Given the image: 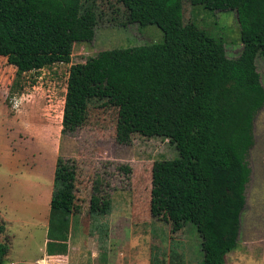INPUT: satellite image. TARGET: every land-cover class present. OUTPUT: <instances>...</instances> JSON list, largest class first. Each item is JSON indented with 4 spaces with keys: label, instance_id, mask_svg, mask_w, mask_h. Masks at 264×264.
Returning <instances> with one entry per match:
<instances>
[{
    "label": "trees",
    "instance_id": "trees-1",
    "mask_svg": "<svg viewBox=\"0 0 264 264\" xmlns=\"http://www.w3.org/2000/svg\"><path fill=\"white\" fill-rule=\"evenodd\" d=\"M84 0H0V57L17 69L11 90L26 73L70 64ZM130 22L156 25L160 44L116 48L91 59L81 98L70 93L63 131L85 123V101L122 99L133 107L168 100L176 121L172 144L177 157L153 165L150 213L174 225H192L201 238V264H226L236 251L247 188L248 157L255 146L254 124L264 109L257 60H264V0H190L216 13L235 11L242 53L229 58L222 38L184 22V0H117ZM73 87V85L71 86ZM83 115V116H81ZM87 118V116H86ZM76 165L59 158L49 226V256L66 255L76 201ZM93 187L90 215L111 210V201ZM6 232L0 224V236ZM10 241L0 244V264ZM178 253L172 251L170 264Z\"/></svg>",
    "mask_w": 264,
    "mask_h": 264
},
{
    "label": "rangeland",
    "instance_id": "rangeland-1",
    "mask_svg": "<svg viewBox=\"0 0 264 264\" xmlns=\"http://www.w3.org/2000/svg\"><path fill=\"white\" fill-rule=\"evenodd\" d=\"M183 7L185 24L195 23L222 38L229 58L242 53L235 11L211 13L194 7L190 0H184ZM163 41L158 26L132 24L128 10L117 0H84L70 64L26 73L21 86L11 90L17 69L0 57V117L4 110L15 115V169L19 171L8 183L7 170L1 169L0 194L6 202L0 208L9 223L0 244L10 241L3 264H26L25 260L32 264L44 260L48 264H170L172 251L178 253L174 264L202 263L201 238L194 226L174 225L150 213L153 165L178 155L172 144L176 121L168 100L136 108L122 99L87 100L86 108L77 111L86 112L84 125L63 131L69 94L83 97L91 59L103 51ZM257 67L264 86L263 58H258ZM254 132L255 146L248 157L252 178L239 246L227 256L226 264H264V109L255 119ZM53 156L57 162L62 158L76 165L77 173L69 249L58 256L45 254L51 215L48 198L54 184L51 173L26 175L41 165L49 167ZM96 185L112 205L108 214L91 216Z\"/></svg>",
    "mask_w": 264,
    "mask_h": 264
},
{
    "label": "crops",
    "instance_id": "crops-1",
    "mask_svg": "<svg viewBox=\"0 0 264 264\" xmlns=\"http://www.w3.org/2000/svg\"><path fill=\"white\" fill-rule=\"evenodd\" d=\"M42 161H43V158L41 159V164H42ZM0 162H1L0 175L2 173V176H3V173H4L2 172L3 170L1 169L2 168L6 169L8 173L7 180L9 183L10 177L15 176V172H19V171L15 169V115H12L10 114L9 111H5V110H4V116L0 117ZM56 162H57V159H55L53 156L52 164L49 167L44 168L41 165L37 169V172L33 170L32 172H27L26 175L29 177L31 174L35 176V174H39V175L47 174L48 175L51 173V178L54 183ZM51 200H52V195L49 196L48 198V206L50 208V211H51ZM3 201L6 202V199H4L2 194H0V204H3ZM7 201L8 203H12L11 199H7ZM1 211L2 209L0 208V224H3L5 226L6 228L5 233H7V227H8L9 220L6 217V214L3 215ZM47 242L48 240L45 242L46 244L45 254H47ZM38 259L39 258H36L34 262L38 261ZM25 261H26V264H30V263L32 264V262H29V260H25ZM46 261L47 260L42 261L44 262L43 264H46L47 263ZM12 264H14V262H12Z\"/></svg>",
    "mask_w": 264,
    "mask_h": 264
},
{
    "label": "built area",
    "instance_id": "built-area-1",
    "mask_svg": "<svg viewBox=\"0 0 264 264\" xmlns=\"http://www.w3.org/2000/svg\"><path fill=\"white\" fill-rule=\"evenodd\" d=\"M40 264H43V263H40Z\"/></svg>",
    "mask_w": 264,
    "mask_h": 264
}]
</instances>
